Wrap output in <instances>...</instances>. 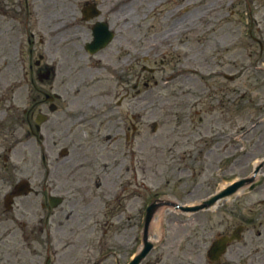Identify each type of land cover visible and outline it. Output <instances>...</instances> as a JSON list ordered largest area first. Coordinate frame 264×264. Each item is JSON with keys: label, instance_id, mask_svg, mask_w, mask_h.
Wrapping results in <instances>:
<instances>
[{"label": "flooded vegetation", "instance_id": "af4514ba", "mask_svg": "<svg viewBox=\"0 0 264 264\" xmlns=\"http://www.w3.org/2000/svg\"><path fill=\"white\" fill-rule=\"evenodd\" d=\"M169 1L0 0V264H76L71 257L73 237L81 233L84 221L96 216L93 211L85 212L93 205V199L86 197L94 167L90 149L97 150L98 158H112L106 170L114 172V238H98V257L93 262L88 258L83 261L127 264L138 254L141 238L137 227L154 199L146 185L147 167L152 161H147L149 156L142 148L140 154L122 155L120 142L124 139L136 146V121L144 118L137 114L141 93L136 87L145 75L137 78L135 28H127L128 20L118 26L116 19H126L134 12L174 13L166 7ZM171 1L177 3L175 9H182L181 19L185 14L195 13L201 18L217 12L218 0ZM237 1L243 9V37L250 42L249 59L236 71L233 67L228 71L235 81L243 79V85H264V0ZM235 14L236 11H230V15L228 12L229 19ZM99 23L109 26L114 39L108 47L91 53L88 48ZM237 38L233 31L228 45L234 47ZM114 43L115 47H111ZM112 82L115 90H106ZM25 86L27 104L23 102ZM246 97L242 95V99ZM257 99V105H261ZM263 110L264 106L258 109L259 113ZM40 113L46 114V119L36 138L49 152L57 145H65L73 154L60 159L48 156L49 160L44 156L36 173L22 175L17 157L11 163L10 153L16 152L25 124L32 129L34 122L37 127ZM105 141L114 148L107 155L101 153ZM107 177V172L102 174L98 187L102 185L110 191ZM24 178L33 185L32 192L12 197L16 184ZM53 196L60 197L53 201L62 204L55 206ZM73 198L81 206L78 211H73ZM74 212L78 213L75 220ZM127 227L132 232L128 238ZM259 235L263 236L262 232ZM124 239L126 249L120 250ZM231 248V257L238 258V264H264V238L260 242L242 238ZM153 259L151 251L139 264H165Z\"/></svg>", "mask_w": 264, "mask_h": 264}, {"label": "rangeland", "instance_id": "374dc122", "mask_svg": "<svg viewBox=\"0 0 264 264\" xmlns=\"http://www.w3.org/2000/svg\"><path fill=\"white\" fill-rule=\"evenodd\" d=\"M227 3L228 0L218 6L215 4L217 12L210 17L200 18L193 13L178 19L162 17L166 13L157 11L148 15H136L134 12L126 19H116L118 26L128 20L127 28L136 30L137 78L143 73V58L146 56L151 57L148 65L156 69V73L145 76V80H150H146L150 82V88L146 90L143 84L140 85L141 104L137 106V114L139 111L144 118L135 140L137 154L141 153V148L145 149L149 156H146L147 161H152L151 167H147V176L153 195L160 192L164 198L187 204L197 203L227 184L251 175L264 158V110L257 118L258 109L264 106V85L255 86V83L245 80L243 85V79L230 82L225 78L228 69L233 67V71H236L249 59V41L245 35L243 37L244 27L240 26L243 9L237 0L226 6ZM166 7L170 8V2ZM230 11H236V14L229 19ZM186 27L199 29L179 33L180 28ZM233 31L239 39L231 47L228 44ZM144 36H147L146 40L141 41ZM115 44L111 47H115ZM110 84L105 89L114 91V82ZM243 94L247 96L245 99H242ZM24 95L23 102L27 104V86ZM256 97L261 100V105H257ZM254 120L259 124L249 134L241 135V127L251 128ZM154 122L158 123L155 133L151 129ZM21 133L24 138L16 152L10 153L11 163L17 157L22 175H33L38 171L42 155L48 153L43 144L30 138L27 124ZM233 133H237V136ZM124 143L123 139L120 147L125 148ZM63 147L71 150L69 146L57 145L49 154L52 158H59ZM121 151L123 153L124 150ZM89 153L95 160L98 159L96 150ZM176 158L179 159L173 161ZM122 172L126 176V169ZM95 178H91L87 195L89 199H93L92 196L99 198L85 212L90 210L97 214L98 210L97 220L100 221L94 226L91 219H87L81 226V233L73 237L71 257L76 264H87L83 260L88 258L93 262L98 257V238H114L111 216L104 214V201L110 202L108 198L112 197L114 181L111 176L107 177L111 188L109 191L105 187L97 188ZM258 186L254 191L246 189L242 194L224 200L213 211L187 214L165 208L160 231L157 232L154 223L151 230L154 236L160 238L154 241L153 260H161L165 264H213L206 257L211 242L243 223L247 226L244 234L246 240L262 241L264 203L261 204V200L264 199V190L261 189H264V169L258 178ZM73 200L76 203L73 211H78V207H81L79 201L77 198ZM77 216L78 213L74 212V220ZM243 218L246 222H243ZM103 221L110 224L106 226ZM129 229L125 228L127 238L132 235ZM141 229L137 227L136 233L140 234ZM259 232L263 236L260 237ZM122 242L120 250L126 249L125 239ZM231 250L214 264H238L239 259L231 257Z\"/></svg>", "mask_w": 264, "mask_h": 264}, {"label": "water", "instance_id": "95a60500", "mask_svg": "<svg viewBox=\"0 0 264 264\" xmlns=\"http://www.w3.org/2000/svg\"><path fill=\"white\" fill-rule=\"evenodd\" d=\"M262 166V165H261ZM260 170V167H258L256 169V171L254 172V176L253 177H249L247 179L235 182L234 184L230 185L227 189H225L223 192H221L220 194L216 195L215 197H213L212 199H210L209 201H206L203 205L201 206H197V207H187V208H183L181 205H178L177 208H181L184 211H198L200 209L206 208V207H210L213 204H215L219 199L234 195L235 193L238 192V190L245 188V187H250L251 189H253L255 187V176L258 173V171ZM154 207H150L149 208V217L147 220V226L146 229H148V225L152 219V216L154 214V212L156 210H153ZM238 232L236 231L232 237H223L221 239H219L217 242H215L214 246L212 247V249L209 252V257L214 261L217 260L220 255L222 253H224L225 249H226V245L228 242L234 240L235 238L238 237ZM144 238H148V231H146ZM148 245V244H147ZM152 248V244L149 243V245L147 246L146 250H150Z\"/></svg>", "mask_w": 264, "mask_h": 264}, {"label": "bare ground", "instance_id": "6f19581e", "mask_svg": "<svg viewBox=\"0 0 264 264\" xmlns=\"http://www.w3.org/2000/svg\"><path fill=\"white\" fill-rule=\"evenodd\" d=\"M180 29H182V28H180ZM240 194H242V192H239V193L237 194V196L240 195ZM226 200H230V199L228 198V199H226ZM222 201H223V200H222ZM222 201H219V202L216 204V206H214L213 208H211V210L216 209V208L221 204ZM164 213H165V211H161V212L157 215V217H156V219H155V222H154V228H157V232L160 231V226H161L162 223H163V215H164ZM157 239H160V238H158L157 236H155L154 238H152V240H154V241H156Z\"/></svg>", "mask_w": 264, "mask_h": 264}]
</instances>
